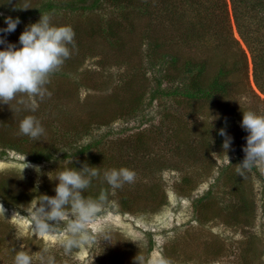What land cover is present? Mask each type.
Segmentation results:
<instances>
[{"label": "rangeland", "instance_id": "374dc122", "mask_svg": "<svg viewBox=\"0 0 264 264\" xmlns=\"http://www.w3.org/2000/svg\"><path fill=\"white\" fill-rule=\"evenodd\" d=\"M44 1L0 0V4L5 8V12L0 11V28L5 26V16L16 17L20 12H29L32 6L34 12ZM133 1L135 10L129 4L131 11H128L129 17L123 25L129 28L130 22H133L134 31L126 34L128 37L120 46L119 39L106 41L102 36L92 35L93 29L100 28L108 19L116 18V14L122 12L104 1H99L92 8L85 7L91 4V0H86L82 2L84 6L76 2L75 9L54 7L50 12H46L52 23L71 25L75 33V46L69 45L70 56L59 70L50 75L46 87L51 95L38 100V107L34 112L22 105L18 106L14 99L9 101L8 105L0 104V120L7 112L6 121L16 123L18 128V122L24 115L31 114L36 118L42 116L44 122H40L45 132L39 142H46L50 149L54 148L53 156L49 161L38 162L14 149L0 147V178L6 177L15 191H24L29 188L30 181L40 182L45 177L53 176L55 170L69 158V155L64 153H71L78 145L98 140L95 145L99 147H95L105 148L102 146L112 142L110 148L118 154L115 157L117 164L122 163L123 166L134 170V182H140L147 196L150 192L159 191L161 194L162 191L165 204L154 211H143L141 205L139 207L137 203H133L130 211H124L117 202L108 199L101 213L89 225V229L95 234L96 225L103 224L110 235V242L116 241L109 243L97 238L65 252L58 242L63 234L62 227L42 239L28 234L31 204L37 199L21 200L13 204L0 197V205L4 208L3 214L0 213V228L4 227L0 232V239L7 236L4 242H0V264L13 262V257L7 256L9 252L5 248L11 245L14 250H19L22 246L28 249L33 256V264H40L38 256L44 247H48L51 253H58L60 258L56 259L57 264H98V260L103 258L108 249L109 253L112 251L116 256L125 258V264H136L133 253L137 249L140 254L136 252L135 256H143L145 264H155L161 257L166 259L168 264H242L245 263L244 252L240 254V251L247 235L254 236L250 239L252 248L246 250L249 264H264V165H254L245 170L239 180L241 197L248 203L246 211H241V200L236 192L233 193L235 190L230 180H226L224 173L231 164L238 168L241 161L237 157L239 154L244 155L242 149L246 143L247 131L240 125V116L242 111L246 110L245 106L264 113V108L258 101L255 102L252 92L259 94L264 101V95L256 90L252 82L249 55L248 83L243 86L240 74L237 75L238 84L231 92L236 103L234 106H237L233 112L227 110L222 100L219 103L214 100L212 103L211 98L191 99L163 95L160 92L150 100V93L156 87L152 77L158 73H154L155 71L151 70L153 67H149L147 59L142 57L145 54V44L141 43V33L144 36L149 34L168 45L167 49L164 46L157 48L156 53L169 51L171 54H177L180 61L196 57L201 51V56L208 58L204 81L214 73L216 61L219 62V55L223 53L224 47L228 45L232 49L235 42H231V37L221 39L224 44L217 51V41H214L215 38L211 34L206 33L203 38H198L195 35L200 33L195 30L167 27L162 22L164 15L154 9L156 4H143L148 0ZM202 1L208 2L209 8L206 11L211 15L208 24L213 30L221 33L219 28L223 31L230 23L232 36L237 39L238 46L245 49L235 30L229 0ZM53 2L62 6L72 5L71 2L60 0ZM144 7L154 9L157 19L153 20L152 16L145 17L141 13ZM11 9L13 14H10ZM39 15L40 13H25L23 17L19 15L20 23L15 30L0 32V36L19 46V33ZM141 18L143 19L140 20ZM185 33L187 36H195L194 42L189 41L177 46V43H174L176 36L181 37ZM5 46L6 44L0 43V47ZM230 60L232 59H229V63ZM174 71L173 75L176 72ZM162 82L160 88L167 89L179 85L177 80ZM18 107L20 111H17ZM133 108L138 110L129 114V110ZM112 116L120 117L102 123V120ZM222 121L223 126L218 125ZM85 122L93 124L90 131L83 137L76 135L74 129L83 126ZM158 125L166 126V131L162 130L163 137L153 140L145 150L134 152L133 149H119V140L122 138L148 127L152 130ZM219 127L231 136V145L226 151L222 148L224 136L217 141L210 139L207 148H197V141L205 145V135H212ZM240 131L243 137L238 140L235 137H238ZM166 138L168 140H165ZM72 158L75 157L71 156V160ZM101 160L100 166H105L98 168L103 177V172L109 167L111 160L106 155ZM152 160L158 163V167L163 165L154 172L146 173L143 169L145 163ZM36 165L39 166V171L33 167ZM220 169L223 170L219 175ZM185 172L191 174L192 185L196 184L193 189L191 187L187 190L182 186L181 178ZM56 182L55 179L49 186V195L55 194ZM124 187L123 184L119 192L124 190ZM207 189L210 198L205 195ZM199 197L207 198L203 203L208 209L209 219L202 223L197 218L194 203ZM14 200L18 201V198ZM156 201L157 198L153 201L154 205L157 204Z\"/></svg>", "mask_w": 264, "mask_h": 264}, {"label": "trees", "instance_id": "16d2710c", "mask_svg": "<svg viewBox=\"0 0 264 264\" xmlns=\"http://www.w3.org/2000/svg\"><path fill=\"white\" fill-rule=\"evenodd\" d=\"M53 1L55 0H45L42 2L41 5H39L34 12H32V6L29 10V12L25 13H46L50 12L52 8L54 7H62V8H73L75 9V3L76 2H84L86 0H60L61 2H71V4L67 5H57ZM99 1H104L106 4H109L111 7H113L116 10H121L122 12L116 14V18L108 19L103 26L100 28H95L92 30L93 36H102L106 41L108 39L118 41L121 40L120 45L123 44V42L127 39L128 36L126 34L129 32L134 31V23L130 22L129 28H126L123 23L128 19L129 12L131 11V7H129V4L133 6V9L135 10V4L132 3L133 0H91V4L89 6H86L87 8L94 7ZM135 2V1H133ZM230 2V8H231V15L233 19V23L235 26L236 33L238 34V37L240 41L243 43L244 48L238 46V41L232 36V28L231 24H227L225 28L222 31V28H219L220 32H216V30H213L211 25L208 24L209 19L211 18L210 13H207L208 2L202 1V0H148L147 3L143 4H149L153 5L156 4L154 9L159 10L161 12V15L163 14V20L167 27L171 26H177V29L184 30V29H192L197 32H199V35H195L198 38H203V34L209 33L215 38V49L218 51V49L223 46L224 42L221 41V39L226 40L225 38H230L231 42H235V45L232 49H230V46L226 45L224 47L223 53H220L219 55V62L216 61L217 66L214 71V73L207 78L206 81H204V72L206 71V67L208 65V58L205 56H201V51L199 54L196 55V57H189L184 60H179L177 54H171L169 51L163 52V53H156L158 51L157 48L164 46L166 49L168 48V45L164 41H160L158 38H155L153 36L145 35L141 33L139 35L141 43L145 44L144 52L145 54L142 55V57H145L147 60V63L149 64V67H153L151 70L155 71L154 73H158L157 75H154L152 79L155 81L156 87L153 88V90L150 93V100L154 97H157L158 93L161 92L163 95H172V96H180L184 98H204V99H212V103L214 100H216L218 103L222 100V102L225 104L228 111L233 112L237 106H234L236 104L232 97L234 95L231 94L232 91L235 89V85L238 84V77L240 74L241 80L243 82V86H245L248 83V55L251 62V76H252V82L254 84V87H256V90L259 91V93L264 95V0H229ZM83 4V3H82ZM84 6V4H83ZM82 6V8H83ZM154 9L149 10L144 7V10L141 11V13L146 16H152L153 20L157 19V16L154 15ZM4 10L2 4H0V11ZM9 10V8L7 9ZM12 10V9H11ZM134 12V11H133ZM25 13H19V15H22V17L25 15ZM149 13V14H148ZM10 14H13V10L10 11ZM48 14V13H47ZM39 18V17H38ZM38 18L33 19L31 22H35L38 20ZM224 18V16H223ZM228 18V16H227ZM141 18L140 20H142ZM147 22V20H146ZM229 22V20H228ZM147 25V23H144V25ZM134 26V27H133ZM121 28V29H118ZM131 30V31H130ZM202 34V35H201ZM195 36H187L186 33L183 34L181 37L176 36V39L174 43H177V46L179 44L188 43L189 41L194 42ZM223 37V38H222ZM145 40V41H144ZM198 41V40H196ZM195 46L197 44L193 43ZM118 46V43H117ZM234 49V51H232ZM228 52V53H227ZM156 53V54H155ZM234 58H233V56ZM93 55V54H90ZM230 57H229V56ZM230 63L228 62L229 59ZM157 69V70H156ZM175 70L174 75L172 71ZM234 78H237L234 80ZM164 80H177L179 81V85L175 86L173 88H160L162 85V81ZM253 95L255 97V102L258 101V103L264 108V101L263 98L257 94L256 92L252 91ZM141 101V100H140ZM139 101V102H140ZM221 102V103H222ZM246 110L249 108V106H245ZM137 111L138 109L133 108L132 110H129V114L131 111ZM257 111V109H256ZM7 114V112H6ZM6 114L2 116L0 120V127L2 129L0 130V147H7L10 149H14L20 153L26 154L30 156V159L33 161H49L53 156V150L54 148L50 149L49 145L46 142H39V140L34 141L30 137L26 135L19 134L18 128L16 126V123H13L11 121H6ZM240 116V114H239ZM242 116V115H241ZM240 116V118H241ZM42 116H39L40 121L44 122V118H41ZM120 116H112L108 119L102 120V123H108L113 119H116ZM99 122V121H97ZM223 121L219 122L218 125L223 126ZM16 126V127H15ZM93 124H89L87 122L84 123L83 126L76 127L74 129L76 135H80L83 137V135H86L90 129L92 128ZM72 127V126H71ZM81 128V129H80ZM187 128V127H186ZM80 129V130H78ZM183 129V127L181 128ZM220 129L222 127H219L212 135L206 134V138H204L205 145H201L197 141V148L199 146L207 148L209 145L210 139H215L216 141L218 139H223L224 137L220 134ZM166 131V126L161 127L160 125L154 127L152 130L150 127L145 128L144 130L136 131L134 135L122 138L119 140V149L120 148H127V149H133L134 152H139L142 150H145L148 145H151L153 140L162 138L161 135L163 134V131ZM83 132V133H82ZM82 133V135H81ZM79 136V137H80ZM241 136L243 137L242 132H239L238 140H240ZM53 137V136H52ZM49 140H52V138H48ZM165 140H168L166 138ZM98 140L92 141L86 144H80L76 149H74L71 153H64L66 156L71 155L72 158L71 164L74 167H81L83 163H87L89 165H95L97 167H103L100 166L102 162V158L106 155V157L109 156L111 163L109 168H119L122 165V163L117 164L115 161V157L118 156V154L114 151H111V143L109 142L106 146H102L105 148H97L95 146ZM99 147V146H98ZM97 148V149H96ZM182 147H180L181 149ZM95 149V150H93ZM122 153V152H121ZM102 155V156H100ZM208 156V155H207ZM211 157V156H210ZM244 155L239 154L237 159L241 161L243 159ZM157 162L159 160L155 158ZM146 161L144 170L146 173L154 172L155 170H158L162 165H159L155 161ZM120 162V161H119ZM116 165V166H115ZM229 165V164H228ZM71 166V165H68ZM127 167V166H125ZM237 166L234 164H231L228 168H226L225 177H227L226 180H230V184L234 188V192L238 194V198L241 200V211L248 210V203L246 202V199L242 198L241 191L239 188V180H241V175L237 173L236 171ZM222 170L220 169L219 175L222 174ZM191 174H188V172H185V174L181 178V182L183 183L182 186H184L187 190H190L192 185L191 182ZM218 175V177H219ZM54 178V177H53ZM54 179L52 178H43L40 182H35L34 180L30 181L28 185V189L24 191H15L9 181L6 179V177L0 178V197L4 199L7 203H18L21 200H31L33 198L39 199L42 194L49 195V186L54 183ZM104 178L102 175H98L97 177L93 178L92 182L88 186L87 189L83 190V194L85 196H91L96 197L101 191H104L107 193V200L112 199L113 201L117 202L119 204V207L121 210H129V208H132L133 203H137V205L143 209V211H154L157 207H160L162 204H165V195L161 191V194H159V191L150 192V194L147 196L145 189L141 186L140 182H134V180L129 183L125 182L124 190L121 192L119 188L113 190L111 192V188H109V185L107 182H104ZM213 185V183H212ZM159 190H162L159 188ZM183 191V190H182ZM184 193V191H183ZM209 189L206 191L207 198H210L208 195ZM18 201H15L14 199H17ZM157 198V204L154 205L153 201ZM207 198H197L194 203L196 204V214L197 218L200 223H202L205 219L208 221V209L205 207V203H203ZM204 200V201H203ZM12 201V202H11ZM142 203H141V202ZM105 202V203H106ZM252 210L254 208V202L252 204ZM203 206L205 208H203ZM250 210V209H249ZM4 227L0 228V232H2ZM7 237V236H6ZM6 237H2L0 239V242H4ZM254 236L247 235L246 240L244 241L243 246L241 247L240 254L244 252V260L245 263L242 264H249L250 261L247 257L248 253H246L247 249H251V240ZM2 247H0L1 250ZM7 248L6 251L9 252V255L7 256H14V247L11 245V247H5ZM108 250H106L104 256L102 259L98 260V264H125V258H122L119 255H115L112 253V251L109 253ZM139 249L136 250L138 252ZM133 253L135 256L137 253ZM140 254V252H138ZM56 256V259H59L60 256H58L57 252L53 253ZM107 262V263H106ZM109 263V264H110ZM13 264V262H11Z\"/></svg>", "mask_w": 264, "mask_h": 264}, {"label": "clouds", "instance_id": "9594fccd", "mask_svg": "<svg viewBox=\"0 0 264 264\" xmlns=\"http://www.w3.org/2000/svg\"><path fill=\"white\" fill-rule=\"evenodd\" d=\"M4 20L5 26L0 28V32L4 33L14 31L20 23L19 17L5 16ZM74 35L71 25L52 23L49 14L40 13L38 20L27 24L19 33V46L0 36V43L6 44L0 47V104L8 105L9 101L15 99L18 106L22 105L34 112L38 100L51 95L46 85L50 75L59 70L70 56L69 45L75 46ZM20 110L18 107L17 111ZM240 125L247 131V135L242 149L244 157L236 171L243 175L245 170L254 165H264V113L248 108L242 111ZM18 132L37 141L45 129L39 119L27 114L19 120ZM220 134L225 137L222 148L226 151L231 145V136L223 128ZM33 167L39 171L38 165ZM98 175L100 170L95 165L83 163L79 168L72 166L69 155L65 164L58 167L53 176H49L57 181L55 194H42L31 204L28 234L42 239L62 227L63 234L58 242L65 252L97 238L114 243L116 240L110 242L105 225L97 224L95 234L89 229L107 200L104 191L96 197L83 194V190ZM135 175L134 170L125 166L109 168L103 172L104 180L113 190L125 182L131 183ZM3 212V205H0V213ZM14 253L13 264H33V256L25 247L22 246ZM38 259L40 264H57L55 255L48 247L40 250ZM133 259L136 264H145L143 256H134ZM155 264H168V261L161 257Z\"/></svg>", "mask_w": 264, "mask_h": 264}]
</instances>
